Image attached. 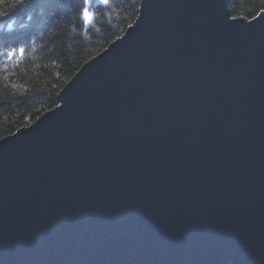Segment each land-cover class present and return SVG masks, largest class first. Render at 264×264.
<instances>
[{
	"label": "water",
	"instance_id": "water-1",
	"mask_svg": "<svg viewBox=\"0 0 264 264\" xmlns=\"http://www.w3.org/2000/svg\"><path fill=\"white\" fill-rule=\"evenodd\" d=\"M0 139V264H264V14L139 0Z\"/></svg>",
	"mask_w": 264,
	"mask_h": 264
},
{
	"label": "trees",
	"instance_id": "trees-1",
	"mask_svg": "<svg viewBox=\"0 0 264 264\" xmlns=\"http://www.w3.org/2000/svg\"><path fill=\"white\" fill-rule=\"evenodd\" d=\"M82 7L83 0H0V139L54 108L78 69L134 22L139 0L93 6L85 31ZM261 9L264 0L228 1L232 18L250 20Z\"/></svg>",
	"mask_w": 264,
	"mask_h": 264
},
{
	"label": "snow or ice",
	"instance_id": "snow-or-ice-1",
	"mask_svg": "<svg viewBox=\"0 0 264 264\" xmlns=\"http://www.w3.org/2000/svg\"><path fill=\"white\" fill-rule=\"evenodd\" d=\"M22 2V0H17V3ZM111 0H83V7L80 9V14L78 19L82 20L84 23H91L93 20V13L89 10L90 6L93 4H101V5H108ZM235 2V0H233ZM260 12L264 14V9H261ZM236 19V17H233ZM131 27V25H129ZM12 51H16L13 49ZM21 53H23V49H19ZM9 57L12 55V52L8 53Z\"/></svg>",
	"mask_w": 264,
	"mask_h": 264
},
{
	"label": "rangeland",
	"instance_id": "rangeland-1",
	"mask_svg": "<svg viewBox=\"0 0 264 264\" xmlns=\"http://www.w3.org/2000/svg\"><path fill=\"white\" fill-rule=\"evenodd\" d=\"M228 1H229V0H228ZM97 4H98V3H97ZM97 4H93L92 6H90V9H91L93 6H96ZM90 9H89V10H90ZM228 12H229V11H228ZM229 16H230V14H229ZM230 18H232V17H230ZM135 19H136V18H135ZM245 20H246V19H245ZM250 20H251V19H250ZM79 21L81 22L82 20L79 19ZM246 21H248V20H246ZM82 23H83V28H84L83 31H85V28H87L89 25H91L92 22H91V23H84V22L82 21ZM132 24H133V23H132ZM132 24H131V25H132ZM128 27H129V26H128ZM128 27H127V28H128ZM127 28H126V29H127ZM126 29H125V30H126ZM124 32H125V31H124ZM124 32H123V33H124ZM116 39H117V38H116ZM106 47H107V46H106ZM106 47L103 48L99 53L103 52V51L106 49ZM99 53H97L96 55H98ZM96 55H95V56H96ZM11 56H13V57H19V56H20V52L12 53ZM95 56H93V57H95ZM7 57H9V55H7ZM13 57H12V58H13ZM93 57H92V58H93ZM9 58H10V57H9ZM92 58H90V59H92ZM90 59H89V60H90ZM89 60H88V61H89ZM78 70H79V69H78ZM72 77H73V76H72ZM72 77H71V78H72ZM63 87H64V86H63ZM63 87H62V88H63ZM58 93H59V92H58ZM56 101H57V100H56ZM56 105H57V102H56ZM56 105H55V106H56Z\"/></svg>",
	"mask_w": 264,
	"mask_h": 264
},
{
	"label": "bare ground",
	"instance_id": "bare-ground-1",
	"mask_svg": "<svg viewBox=\"0 0 264 264\" xmlns=\"http://www.w3.org/2000/svg\"><path fill=\"white\" fill-rule=\"evenodd\" d=\"M259 13H260V12H259ZM259 13H258V14H259ZM258 14H257V15H258ZM257 15H256V16H257ZM118 38H119V37H118ZM115 40H116V39H115ZM115 40H113V41H115ZM113 41H112V42H113ZM112 42H110L109 44H111ZM109 44H108V45H109ZM108 45H107V46H108ZM40 116H41V115H40ZM16 131H17V130H16ZM16 131H15V132H16Z\"/></svg>",
	"mask_w": 264,
	"mask_h": 264
}]
</instances>
